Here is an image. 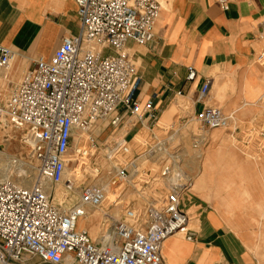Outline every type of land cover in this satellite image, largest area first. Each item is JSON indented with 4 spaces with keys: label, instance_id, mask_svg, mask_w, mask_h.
<instances>
[{
    "label": "built area",
    "instance_id": "obj_1",
    "mask_svg": "<svg viewBox=\"0 0 264 264\" xmlns=\"http://www.w3.org/2000/svg\"><path fill=\"white\" fill-rule=\"evenodd\" d=\"M74 1L79 34L64 36L52 56L37 59L0 103V134L8 127L22 130L27 151L11 165L32 167L37 177L24 186L20 175L11 171L4 179L0 170V264H164L169 237L196 240L182 206L194 183L183 166L182 133H190L193 151L202 156L213 131L233 128L236 112L209 103V77L197 100L180 105L187 98L177 91L169 106L180 110L160 126V97L141 98L142 78L127 46L154 40L160 1ZM221 3L226 7V0ZM261 27L264 41V21ZM15 59L12 47L0 43V75ZM255 59L264 66V47ZM198 78L188 67L187 83ZM98 126L115 137L100 142ZM98 154L105 162L93 161ZM130 187L144 194L142 205L122 204ZM107 189L116 195L108 207ZM93 209L100 212L96 239L79 227Z\"/></svg>",
    "mask_w": 264,
    "mask_h": 264
},
{
    "label": "crops",
    "instance_id": "obj_2",
    "mask_svg": "<svg viewBox=\"0 0 264 264\" xmlns=\"http://www.w3.org/2000/svg\"><path fill=\"white\" fill-rule=\"evenodd\" d=\"M162 1L154 40L127 45L142 78L141 98L158 94L164 110L179 90L197 100L211 77L210 102L233 110L243 100L258 99L264 111V66L255 59L264 0H226V7L223 0ZM79 30L74 0H0V43L17 55L0 81L23 78L37 59L52 56L64 36ZM191 66L199 73L193 84L187 83ZM227 76L234 90L222 83ZM221 150L226 157H214ZM221 150L212 148L205 158L195 150L186 156L183 166L194 184L182 206L196 240L181 233L169 237L164 264H264V161Z\"/></svg>",
    "mask_w": 264,
    "mask_h": 264
},
{
    "label": "rangeland",
    "instance_id": "obj_3",
    "mask_svg": "<svg viewBox=\"0 0 264 264\" xmlns=\"http://www.w3.org/2000/svg\"><path fill=\"white\" fill-rule=\"evenodd\" d=\"M161 2V0H159ZM163 3L165 2L162 1ZM264 47V41L261 42V44L257 45V48H262ZM2 76V75H0ZM10 76L7 79H3L2 81H0V103L4 104L7 99L10 96L11 93V88L13 86V84L17 83L19 80L14 79V77H12V84H9L8 81H10ZM218 80V79H217ZM229 83V86L226 85V83ZM219 83V80H218ZM223 84H225V88L226 87H230L234 90L235 88V82L233 81L232 78H230L229 76L225 77V79L222 81ZM218 99H221V96L218 95L217 96ZM264 98V97H263ZM259 100L257 99V101H248V100H243L241 101L240 105H234V109L230 110L227 109L225 110L228 113H232L235 112L237 110H245V112L247 113V111H250V114L247 116L242 115V113H238L236 114V123H234V126L231 130H215L212 133V143L210 145V147L204 151V154L202 156H199L201 158H205L206 154L210 152V150L216 149L218 148L219 150L221 149H226L228 148V152L227 155L231 156L230 152H232L233 154L239 155V156H245L247 158L250 159H255L257 161H264V138L263 136H261V131L264 130V111H263V107L261 105L260 107V103L258 102ZM264 102V99H263ZM187 104L189 103V100L187 99H180L179 103L180 105L182 104ZM210 104L219 106L222 108V104H215L213 101L210 102ZM264 106V103H263ZM199 109H201V106H198ZM253 108V109H251ZM224 109V108H223ZM251 109V110H249ZM179 107L177 106V110H175V112H173L172 116L168 119L165 120L163 119L164 117L161 118L160 121V126L164 125V124H169L172 122V120H174V116L175 114H177V112H179ZM229 110V111H228ZM241 114V115H240ZM193 125V124H192ZM239 127L238 131H235L236 127ZM193 127H196V125L194 124ZM248 129H250V131H248ZM137 130H133L130 132V134L132 133V135L134 136V134H136ZM120 132V131H118ZM115 133V131L113 132V134ZM111 134V130H107L105 133L102 134V136L100 137L101 140L106 139L109 135ZM145 134V130H142L138 137H141ZM189 132H184L182 133L183 137L182 140L187 149V153L186 151L184 152V156L185 153L188 154L189 156H192L194 151L192 149V141H191V137L189 135ZM22 135V130L20 129H15V128H11L8 127L6 128L1 134H0V163L3 169H5L8 164H9V173L12 171V167L11 166V162L18 158V159H23L24 156L27 155V151L24 149L23 145L20 142V138ZM121 135V134H120ZM137 138V137H136ZM181 139V138H180ZM247 153V154H246ZM214 157H226V154L223 153V151H219L216 155H214ZM211 157H209V155H207V159L210 160ZM104 161V159H102L101 154H98V156L96 157V159H93V161ZM23 171L26 172V174L30 177V182L27 184L28 186H31L34 183V180L37 178L36 177V172L35 169H33L32 167H27V166H22ZM14 175L18 176L19 173H21V171L18 173V168H14ZM7 174V173H6ZM19 184H21V182H23L25 184V182H27V180H22L21 178L17 180ZM194 184V183H193ZM126 192L123 194L122 199H123V205H126L127 203H132L135 205H142L144 203V199L143 196L144 194H141L139 192H137L136 190H134L132 187L127 188L125 190ZM150 191V190H149ZM185 208V207H184ZM187 211V210H186ZM122 212L119 213L118 216H121ZM190 214V213H189ZM99 217H100V212L99 215L91 218L90 220L86 221V227L89 228L91 236L96 239L99 236L100 233V224H99ZM183 235V234H182ZM41 264V263H40ZM63 264H68L67 262L63 263Z\"/></svg>",
    "mask_w": 264,
    "mask_h": 264
},
{
    "label": "bare ground",
    "instance_id": "obj_4",
    "mask_svg": "<svg viewBox=\"0 0 264 264\" xmlns=\"http://www.w3.org/2000/svg\"><path fill=\"white\" fill-rule=\"evenodd\" d=\"M161 3V2H160ZM17 56V55H16ZM16 60V59H15ZM14 60V61H15ZM14 63V62H13ZM11 67V66H10ZM8 71V70H7ZM7 71H5L4 73H2L1 75L2 76H5V74H6V72ZM2 76H0V77H2ZM6 77V76H5ZM22 79V78H21ZM20 79V80H21ZM20 80H19V82H20ZM8 83L9 84H12L13 82H12V80H10V81H8ZM208 103V102H207ZM165 111L163 112V114H162V117H164L163 119H165V120H168L171 116H172V114H173V112H175V110H177V105H175V104H171L168 108H166V109H164ZM161 117V118H162ZM194 125V124H193ZM99 128H98V134H100V137L102 136V134L103 133H105V132H103V129H104V127H102V126H98ZM218 130H221V129H218ZM126 132V128H124V129H121V132H120V136H122V134H124ZM213 133V132H212ZM113 137H115V134H110L106 139H103V140H101L100 139V142H104V141H106L107 139L108 140H110V139H112ZM76 138L77 139H82V135L81 136H79V135H77L76 136ZM187 153V152H186ZM185 153V156H184V153H183V163L185 162V158H187L186 156L188 155V154H186ZM247 154V153H246ZM22 166H24V165H21V166H17V167H13L12 165L10 166V167H12V171L14 172V168H18V173L21 171V173H19V175H20V177H21V179L24 181V180H27V182H25V184L23 183V182H21V185H26V186H28L27 184L30 182V177L26 174V172L25 171H23V168H22ZM144 166H146V165H144ZM152 166V165H151ZM185 169V168H184ZM0 170H1V174H2V177L4 178V179H7L8 177H9V164H8V166L5 168V169H3L2 168V166H1V163H0ZM7 173V174H6ZM102 181L104 182L103 184L104 185H106V183H107V180H105V178L103 179L102 178ZM109 192V195H108V197H107V199H106V201H105V204H106V206L108 207L110 204H112L113 202H114V200H115V197H116V195H114V193L110 190V189H107ZM116 213H117V216L119 215V213H121L120 212V208L119 209H117L116 210ZM97 215H99V212L97 211V210H95V209H93L92 211H91V214L88 216V217H85V218H83V219H81L80 220V222H79V227L82 229L83 227H86V224H85V222L86 221H88V220H90L91 218H93V217H95V216H97ZM120 217V216H119ZM72 264H73V260H72Z\"/></svg>",
    "mask_w": 264,
    "mask_h": 264
}]
</instances>
